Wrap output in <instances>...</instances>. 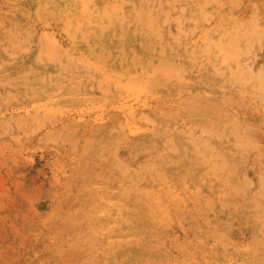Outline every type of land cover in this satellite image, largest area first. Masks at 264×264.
I'll return each instance as SVG.
<instances>
[{"label":"rangeland","instance_id":"1","mask_svg":"<svg viewBox=\"0 0 264 264\" xmlns=\"http://www.w3.org/2000/svg\"><path fill=\"white\" fill-rule=\"evenodd\" d=\"M137 1L96 0L94 12L86 16L92 21H85L79 30L71 27L69 32L65 30L63 16L69 4L73 7L70 0H0V264H67L64 254L68 250L79 252L76 264H182L185 256L178 248L169 243L154 244L156 233H167L168 241L176 238L188 244H205L206 252L197 256L200 264H264V215L252 217L256 201L264 209V103L251 84H232L229 75H216L212 69L214 63L225 65L213 46L234 20L244 23L254 11L264 13V0H237L236 6L229 0L209 2L205 6L211 16L207 23L196 18L198 2L207 0H159L166 8L155 24L170 26L173 31L178 20L186 32L175 37L173 32L166 34L165 28L159 27L162 36L158 41L153 38L155 29L147 27L138 13L137 20L130 17ZM79 3L73 1L76 8ZM102 10L108 13V19L101 14ZM97 25H104L102 32H98ZM9 30L18 34L12 42L3 36ZM71 32L76 33L71 36ZM46 33L54 36L58 53L50 49L54 46L51 42H39ZM208 41L213 48L205 51ZM192 42H196L193 54L184 51ZM240 44L244 45L242 41ZM116 46L125 50L126 58L119 56ZM173 46L182 52L174 58V67L181 76L173 74L167 79V71L161 69V60L167 55L149 54V50L162 48L169 52ZM102 51L106 57L103 62L96 56ZM135 56L140 57L136 61L137 68L142 67L139 73L128 68L127 61ZM242 58L254 68L264 64V51L255 43ZM86 64L91 65L90 74L61 79L66 69L76 65L83 69ZM15 68L53 79L48 87L38 88L33 82L17 78ZM140 77L151 80L143 84L139 93L141 100L147 102L142 114L155 120L163 116L171 123L160 121L155 127H147L143 135L122 138L118 136L122 114L116 106L125 99L115 84ZM206 100L230 101L228 106L233 110L225 112H233L244 127L261 133L262 147L242 151L237 127L224 123L225 113L219 118L210 110L188 114L190 109L195 112L197 107H204ZM38 107L55 112L38 116ZM101 110L105 112L103 124L95 123L94 117ZM59 111L63 113L58 114ZM79 112L85 115L80 121ZM210 126L224 130L214 137L208 132ZM207 133L208 148L226 163L224 168L214 171L218 176L208 179L201 177L199 167L191 165L195 149L187 138L189 134L195 137ZM16 138L21 141L17 143ZM112 149L126 162L138 163L139 168L130 169L111 161ZM152 159L156 161L154 167ZM183 161L189 167L185 175L179 166ZM159 174L166 176L169 186L187 196L181 209L183 225L175 222L165 234L140 221L148 203L130 190L132 183L140 185L143 181H148L154 190L161 188ZM226 178L228 183L223 187L219 179ZM247 179L252 181L249 186L245 185L249 183ZM108 183L115 192L110 201H119L123 207L122 218L113 206L109 221L97 222L94 218L100 217L105 208L104 197L96 190ZM55 219L57 222L45 237L31 238L42 222ZM101 223L107 228L105 235L97 226ZM220 228L231 230L235 237L233 245L214 236ZM96 237L104 242V250L91 249Z\"/></svg>","mask_w":264,"mask_h":264},{"label":"bare ground","instance_id":"2","mask_svg":"<svg viewBox=\"0 0 264 264\" xmlns=\"http://www.w3.org/2000/svg\"><path fill=\"white\" fill-rule=\"evenodd\" d=\"M70 1H72L71 4L73 7H71V5L69 4V6H67L66 10H64L65 12H64V16H63V20H64V24H65V30L69 31V32L71 31V27H75L79 30L85 21H92L91 18H86V16L90 15L94 12L93 5H94V2L96 0H79L80 1V3H79L80 7L79 8L78 7L76 8V6L73 4L74 0H70ZM160 1L156 0L155 3H150V0H138L136 5H135L134 10L132 11V13L130 15V17H132L133 21H135V20H137L136 16L138 13L139 18L145 22L147 27H149L150 29H155V31L152 33H153V38L156 41H158V39L162 36L160 28L163 29V27H164V26L160 27V24L159 25L155 24L156 18L161 14V12L163 11V8H166V6L165 7L163 6V4L160 5ZM198 1H202V0H198ZM219 1L220 0H207V1H202L201 4L198 2L199 6L196 9V13H197L196 18H198V20H200L201 22L207 23L211 16L206 11L205 6L209 2H219ZM229 1L231 3H234L233 4L234 6H236L235 4L238 3L237 0H229ZM161 2H163V0ZM231 3H230V5H232ZM240 3H241V1H240ZM175 4H177V3H174V5ZM219 6L221 7L220 3H219ZM118 7H120V6L118 5ZM166 10H167V12H169L168 11L169 8H167ZM101 14H104L107 19L109 18L108 13L105 10H102ZM153 14H156V15L153 16ZM188 19L192 20V18H190V17H188ZM117 21L120 22V19L117 18ZM170 21H172V19ZM234 21H235V23L230 25V29L225 33L223 38L213 46L217 50L216 53L220 57L221 63L225 64L224 67H222V66L214 63V68L212 67V69H214L213 72H214V74L219 75V76L225 75V74L229 75V77L231 79L230 81L232 84H237V85L240 84V85H242V87L246 86L248 83L251 84L253 89L258 92L259 100L264 103V64L258 65L257 67L253 68L251 66V64H249L246 61V59L242 58V55L247 54L248 50L255 43L258 44V46H260L262 48V50L264 51V13H261L260 11H258V12L254 11V14H252L250 16V18L248 19V21H246V22L243 23L240 20L239 21L234 20ZM74 22L76 23V25L73 24ZM169 24H170V22H169ZM97 26H98V32H102L101 28L103 29L104 25L103 26L97 25ZM164 28H165L166 34L171 35V33L173 32L174 33L173 35L175 37H177L180 33L186 32V30L182 27V23H180L178 20H177L176 26L172 27L174 29L173 31H171L170 26L164 27ZM75 33L76 32H73V33L71 32L69 34L74 35ZM3 36H7L9 38V41L12 42L13 39L16 36H18V34H17L16 30H9V31H6V33L3 34ZM227 37H229L230 39L228 38V41L225 42ZM40 41L42 42V45H43V41L48 42L49 45L51 42L52 44H54V46L52 45V47L50 49L53 51L57 50V44H56L55 38L52 34L48 33L44 37L42 35L41 39H39V42ZM241 41L244 43V45L240 44ZM116 42L119 43V39H117ZM55 44H56V46H55ZM20 45L21 44H19V46ZM44 45H46L45 42H44ZM195 45H196V42L190 43V46L188 48H184V51H186V52L190 51V53L193 54L194 50H195ZM210 47L213 48L212 46H210V43L208 41V43L205 44V51L210 50ZM47 49L49 50L48 46H47ZM116 49L118 50L120 57L126 58V52L124 49L119 48V46H116ZM149 51H152L149 54L155 52L156 54H160L161 57H163V56L166 57V55H167V57L165 59L163 58V60H161L162 61L161 62V64H162L161 69L163 71L164 70L167 71L166 72V74L168 75L167 79L173 74H176L177 77L181 76L180 70H178L176 67H174L175 56L176 55L179 56L182 54V52L179 51V49L176 46H173V48H171L169 50V52H165L162 48L157 49V50L156 49L155 50H149ZM49 52H51V51H49ZM56 53H58V50ZM96 56H98V59L100 61H102V62L105 61L106 57H105V54L103 53V51L101 54H98ZM69 58H70V54H69L68 60H69ZM37 59L39 60V58H37ZM128 59H126V60H128ZM130 59H131V61H130ZM130 59L127 61L128 62V68L132 69L134 71V73H139L141 71L142 67H141V69H138L136 66V61H137V59H140V57L135 56V57H130ZM78 66L76 65V68H74V69H72V67H71V69H68V70L66 69L64 74L61 72L62 73L61 75H63L62 76L63 78H61V79H64V77L65 78H76L77 75H80L82 73H85L87 75L91 73L90 72L91 65H88V64L83 65L84 66L83 69L78 68ZM14 71L18 73L17 78L22 79V81L25 83H27L29 81L33 82L34 85L38 88H45L46 86L48 87L49 84L51 83L52 79H53L51 77L50 78H47V77L44 78L42 76H39L36 72H33V71H23L22 72L19 68H15ZM146 81L150 82L151 80H149V81L144 80V78L140 77L137 79L128 80L126 83H123V84L120 81H117L115 84V86L118 87L119 90L120 89L122 90V94H124L123 98L125 99L122 103H120L118 106H116V109H118V112L120 114H122V121L119 123V128H120L119 133H118L119 137H122V138H124V137H127V138L138 137L140 135H143L147 131L146 130L147 127H149V126L155 127V125L160 121H163V124L171 123L170 121L166 120V118L163 116H160L158 118V120H155L154 118H152L148 114H142V112H143L142 109L144 107H147V102L141 100L139 93L142 90L141 87L143 86L144 83H146ZM25 85L29 86V84H25ZM97 85H99V84H97ZM242 87H241V89H242ZM194 93H196V92H194ZM206 101L207 102H205L204 107H197V111L195 110V112H194V110L190 109L188 111L189 112L188 114L193 116L194 114H197L200 112L208 113V110H210L211 112H213V114L215 116H217V118H219L220 116H223L222 115L223 113H225V114H227V116H225L226 119H224V123H226V124L229 123V124H231V126L233 125L234 127L235 126L237 127L236 128V131H237L236 134L238 136L237 135L236 136H237V139L240 141L238 143L239 148H241L242 151L244 149L247 150L249 148L260 149V146H261L260 143L261 142H260L259 136L261 135V133L259 134V133L255 132L254 129L251 127H246L247 125H245V127H244V125L239 121V119L234 115L233 112H231V113L225 112V110H233V109H231L232 108L231 105L228 106V102H230V101H228V102L227 101H221L220 103L214 102L212 100H206ZM254 106H255V104H254ZM37 109H39V110H36L38 116H40V115H43V116L44 115H53V113L55 112L54 110H52L51 108H48V107H38ZM24 111H26V110H24ZM57 113L61 114V113H63V111H59ZM23 116L25 117L26 114L23 113ZM84 116L85 115L83 112L77 113V119L79 121ZM104 118H105V112H104V110H101L94 117V122L95 123L98 122L99 124H103ZM142 120L145 123H142L141 122ZM37 121H40V118H38ZM22 122H24V121H20L19 123L21 124ZM165 127L169 130L168 125H166ZM223 128L224 127H222L221 129H216L214 126H210V129L208 132L211 135H215L214 137H216V136L221 134L220 130H222ZM21 130H23V129H21ZM229 130L230 129H228V131ZM209 133H207L208 135L205 134L206 136H201V135L198 136L197 135L194 137L193 135H190L192 133L187 135V138L189 137L188 139L191 142L190 144H192V146L195 149V151H194L195 159L191 162V165L199 167V169L201 171V177L207 178V179L210 178L211 176H213V177L218 176L219 174H215L214 171L216 169H222L226 166L224 158L221 157L218 153L214 152L212 149L208 148L210 145L209 144V137H210ZM168 135L169 134H167V136ZM230 135H232V134L230 133ZM226 137H229V135L225 136V139H226ZM233 138L235 139L234 136H233ZM13 139H14V136H13ZM20 141H21L20 138H16L17 143H19ZM168 143H170V142H168ZM34 149H35V147L33 148V150ZM173 150H174V148H173ZM120 151H123V150H120ZM263 151L261 152V155H263V153H264ZM121 156L122 155H120L119 152H117V150H115V149L110 150L111 161H113L115 163H119V164L121 163L123 166H126L130 169L139 168L138 163H136L134 161L126 162L124 159L121 158ZM141 159H143V158H141ZM144 160L145 159H143V161ZM138 161H140V160L138 159ZM150 161H151V163H153V167H154V163L156 161L153 159ZM32 163H33V161H32ZM100 166L98 167V169H100V171H102V168H100ZM179 166L182 169V175H185L189 171V167L185 161L181 162V164H179ZM52 167H53V165H52ZM155 169H156V167H155ZM228 174H227V176H228ZM231 174H233V173H231ZM159 175H160V178H159L160 185H162L161 188L154 190V189L150 188V183L148 181H145V182L143 181V184H140V185L137 183H132L130 185V190L134 193H138V195L142 196L141 198L145 199L146 202L148 203L147 209H146V211H144V216L142 218H140V221H143L146 227H148L154 231L156 229H158L159 233L163 232L165 234V232L167 230H169L173 227V224L175 222H177L179 225H183L185 218H184V210H181V209L185 207L184 205L186 204L187 196H186V192L178 193L177 190L173 186H169L168 185L169 181L166 178V176L161 175V174H159ZM51 177H52V175H51ZM260 178H262V177H260ZM185 180L186 179L183 178L184 182H185ZM219 180L221 181L222 186L226 187V184L228 183V179L226 178V179H219ZM247 180H249L248 181L249 183L246 182L247 184L245 183V185L249 186L252 183V181H250V179H247ZM262 180L264 182V178H262ZM39 190H40V188H39ZM197 190H198V188H197ZM96 191L101 193L102 196L104 197L103 198L104 200L102 201V203H104L105 211L100 215V217H95L94 219L97 222L100 219H104L105 221L108 222L109 221L108 217L110 215V211H111L113 206H116V208L118 209V212H117V213H119L118 217L120 216L122 218L123 207L120 206V202L116 201V203H113L112 201H110V198L115 195L114 188L112 187V185L110 183H108L105 186L98 188ZM190 191L191 190L189 189V192ZM40 193H38V194H40ZM190 193H192V192H190ZM38 194H35V196ZM193 194L197 196L198 192L195 191V192H193ZM222 194H224V193H222ZM35 196H34V198H35ZM30 197L32 198V196H29V198ZM195 198L197 199V197H195ZM228 199H231V198H228ZM209 201H212V200H209ZM226 201H227V199H226ZM231 201H232V199H231ZM66 203H67V201H66ZM210 203H206V204L209 205ZM224 203H226V202H224ZM217 204H218V202H217ZM205 208L206 207H204V209ZM31 209H33V208H31ZM252 209H253L252 210L253 211V216H252L253 219L255 217L259 218L260 216L264 215V209L263 210L261 209V204L258 201L255 202ZM200 215H202V214H200ZM203 215H206L205 212H203ZM185 217H187V216H185ZM57 220L58 219H55L51 223L42 222L40 224V227L36 230V233L34 235H32L31 238L34 240V239H38L41 237H45L48 233H50V231L52 230V226L57 222ZM189 222H190V220H189ZM186 223L188 224V221H186ZM194 223L195 222H193V225L196 224V223L195 224ZM189 225H192V221H191V224H189ZM37 226H38V224H37ZM97 226H100V231L105 235V233L107 231L105 224L101 223ZM196 227H198L197 224H196ZM178 228H180V227H178ZM230 231H227L226 228H220V229H217L214 231V236L218 235L222 238V240L224 242H228L229 244L233 245V240L235 237L231 236V234H233V233H230ZM244 231L247 232V229L246 230L244 229ZM37 236H38V238H37ZM165 236H167V233L165 235H162V236H158L156 233V235L153 236L154 244L156 246H163L164 244L169 243L170 247L178 248L180 250V252L184 254L183 256H185V258L181 262L182 264H200V261L197 259V256L206 252L205 244H197V245L188 244L187 242H181V241L177 240L176 238L170 239L168 241L165 239ZM38 243H39V241H38ZM35 245H36V243H35ZM91 249L96 250V251L104 250L105 249L104 248V242L101 239L96 237L94 239V242H92V248ZM72 252H75V251L68 250L64 254L66 256L65 258L67 259V264H76L79 260V252H75V253L71 254ZM177 252H179V251L177 250ZM39 256L44 257L41 254ZM44 264H50V263L44 262ZM167 264H170V263L167 262Z\"/></svg>","mask_w":264,"mask_h":264}]
</instances>
